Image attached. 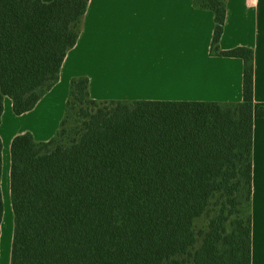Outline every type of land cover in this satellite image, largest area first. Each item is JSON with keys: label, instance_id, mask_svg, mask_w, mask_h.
I'll use <instances>...</instances> for the list:
<instances>
[{"label": "trees", "instance_id": "16d2710c", "mask_svg": "<svg viewBox=\"0 0 264 264\" xmlns=\"http://www.w3.org/2000/svg\"><path fill=\"white\" fill-rule=\"evenodd\" d=\"M193 3L211 55L243 59V100L101 101L73 77L57 133L11 144V264H252L254 51L221 49L226 0ZM88 4L0 0V124L6 96L21 115L59 81Z\"/></svg>", "mask_w": 264, "mask_h": 264}, {"label": "crops", "instance_id": "0c3cea01", "mask_svg": "<svg viewBox=\"0 0 264 264\" xmlns=\"http://www.w3.org/2000/svg\"><path fill=\"white\" fill-rule=\"evenodd\" d=\"M50 2L52 0H43ZM194 0H89L76 45L68 52L59 81L21 115L4 99L0 124L3 143L1 188L11 197V144L31 132L48 141L65 115L73 77L87 76L93 99L107 101L243 100L244 61L211 55L215 14ZM220 47L247 46L254 51V108L264 107V0H226ZM8 177L6 185L2 179ZM252 264H264V117L255 115L252 144ZM4 220V218H3ZM0 264H11L13 231L3 227Z\"/></svg>", "mask_w": 264, "mask_h": 264}, {"label": "rangeland", "instance_id": "374dc122", "mask_svg": "<svg viewBox=\"0 0 264 264\" xmlns=\"http://www.w3.org/2000/svg\"><path fill=\"white\" fill-rule=\"evenodd\" d=\"M72 124H74V122ZM6 179H7V186H8V177H6V175L4 177V173H3L2 186H3V184H4V186L6 185ZM9 187H10V184H9ZM8 199H9L8 203L5 204V208H6L7 212L5 211L4 220H3L4 226L2 227L3 228V240L4 241H6V233L10 232V234H11V232L14 229V213H13V209H12L11 197L9 196ZM245 212H246V206L244 205V214H245ZM206 223H207V219L198 220V222H197L198 228H201ZM10 230H12V231H10Z\"/></svg>", "mask_w": 264, "mask_h": 264}, {"label": "bare ground", "instance_id": "6f19581e", "mask_svg": "<svg viewBox=\"0 0 264 264\" xmlns=\"http://www.w3.org/2000/svg\"><path fill=\"white\" fill-rule=\"evenodd\" d=\"M5 177V176H4ZM5 179V178H4ZM3 187H4V184H3ZM4 189H5V187H4ZM8 233V232H7Z\"/></svg>", "mask_w": 264, "mask_h": 264}]
</instances>
